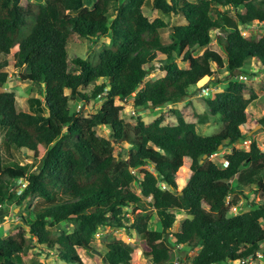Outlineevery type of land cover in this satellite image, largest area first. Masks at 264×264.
<instances>
[{"label":"trees","instance_id":"trees-1","mask_svg":"<svg viewBox=\"0 0 264 264\" xmlns=\"http://www.w3.org/2000/svg\"><path fill=\"white\" fill-rule=\"evenodd\" d=\"M120 2L125 4L113 19L110 12ZM146 3L0 0V207L9 201L23 208L31 201L23 224L7 237L0 232V264H49L38 256L24 262L39 247L68 264H85L79 250H93L101 227L137 234L152 264H170L175 248L198 251L192 264H241L264 254V151L253 142L247 151L234 148L225 155L224 165L212 159L221 146L249 139L241 127L256 97L245 98L238 73L251 61L264 68V36L244 35L242 28L264 24V0H155L161 14L186 20L169 41L162 33L169 24L151 21ZM213 31L223 55L209 48ZM109 35L113 45L96 66L70 59L68 45L76 38ZM198 48L205 50L196 56ZM11 56L17 69H27L20 80L39 88L41 98L29 99V112L7 89L11 79L3 69ZM159 70L163 77L146 81ZM214 78L225 88L206 101L223 123L220 133L200 136L178 110L172 111L175 125L166 113L151 123L141 116L184 102L194 86ZM79 102L102 105L84 116ZM130 107L136 113L131 131L122 118ZM101 127L111 139L99 136ZM114 144L129 151L117 157ZM13 150L30 151L39 166L20 165ZM20 183L25 188L14 194ZM245 188L251 190V209L230 216ZM259 196L261 204L254 202ZM181 212L186 219L176 232ZM154 219L159 229L150 227ZM65 223H73L74 231L60 229ZM106 248L108 264H134L133 245L113 239Z\"/></svg>","mask_w":264,"mask_h":264},{"label":"rangeland","instance_id":"rangeland-1","mask_svg":"<svg viewBox=\"0 0 264 264\" xmlns=\"http://www.w3.org/2000/svg\"><path fill=\"white\" fill-rule=\"evenodd\" d=\"M154 1L155 0H147L145 6V13L148 17L151 18V21H154L157 18H163L165 22L169 24V28L167 30L162 31L164 38L166 41L170 40L171 33L174 31V27L177 25H185L186 20L181 17H177L174 15L166 16L161 14L159 11L155 10L154 8ZM171 1V0H168ZM197 2L198 0H191ZM125 3L120 2L115 5V7L110 12V17L113 19L117 16L118 11L124 6ZM215 17V16H214ZM253 30L258 33V35H264V26L256 25ZM217 31L212 32V36L214 37L212 44L210 45V49L220 52L223 55L220 45L217 42ZM113 45L112 37L106 36L102 37L99 40H89L84 38H76L72 43L68 45V53L70 55V59H75L77 57L83 58L85 60H89L90 63L96 66L99 63V56L104 48L111 47ZM205 48H198L194 54L199 56L203 53ZM4 59H2L3 61ZM9 66L4 68L3 71L7 72L10 75V83L7 86L8 90L14 91L18 94V105L19 109L25 112H29V99L31 98H41L39 95V88L35 85L30 83H24L20 80L19 75L27 71L26 68L24 69H17L15 67V61L11 57L8 59ZM179 61L182 65L181 60ZM214 69H217L214 67ZM244 76L247 77V80L242 81L245 84L244 88V96L247 99H250L252 95H255L256 100L253 101L247 109L249 114L248 123L241 127L243 133L250 135V141L256 142L259 148L264 151V68L263 66L258 63L257 61H251L244 67L243 70ZM226 73H222L219 79H222L223 76L225 77ZM239 75V74H238ZM164 76V73L160 70L156 73L151 74L146 81L150 79H159ZM241 76V75H239ZM218 78L214 79H205L199 85L194 86L192 90H190V95L184 102L172 105L170 107H163V108H153L150 111L144 112L141 114L145 122L151 123L154 119L161 116L163 113H166L167 122L171 125L177 124V117L173 114V110H178L183 117H185L186 121L189 123H193L197 126V132L201 136H213L218 133L223 128V123L221 122L220 117L214 118L211 115V109L207 104V95L203 93V88H210L213 94L223 92L225 85L222 82L223 80L217 81ZM240 80L241 77H240ZM223 83V84H222ZM140 87L139 89H141ZM43 100V99H42ZM78 104V103H75ZM81 106L83 103L79 102ZM102 102L95 103L92 102L90 106L82 107L84 116H88L97 112L98 109L101 108ZM80 106V107H81ZM79 107V108H80ZM122 118L125 119L129 126V131L133 130L136 125V113L132 107L127 109L124 113H122ZM205 118L208 122L207 123H200V120ZM98 134L100 137H104L107 139H111V132L105 127H101L98 129ZM245 144V143H244ZM238 149H243V145L237 143L235 145ZM115 155L119 157L120 153L123 149H127L124 145L114 144ZM245 149H248L245 145ZM129 149L125 151L127 153ZM232 150H222L220 153L214 155L212 159H218L222 165H224V156L229 154ZM13 154L15 156V160L20 163V165H32L35 163L34 154L30 151H15L13 150ZM39 166V163H35V167ZM25 183H20L17 187L13 190L14 194H21L23 189L25 188ZM183 188V185L180 186V189ZM134 192L138 195H141V188L139 184L134 186ZM251 190L250 188L243 189V195L241 196L242 201L240 204L233 208L230 212V216H235L237 214H241L244 212H248L251 209L250 203L248 198L250 197ZM255 203H263L262 198L259 196L254 200ZM31 201L26 203L30 205ZM23 208H15L13 207L10 202H6L4 206L0 207V231L3 237H7L11 230L19 224H23V220L21 218L22 212H24ZM152 215V213H151ZM155 213L153 217L155 218ZM179 219L175 225L174 230L176 232L180 231L183 222L185 221L186 217L183 216V213L178 214ZM150 227L152 229H159L160 225L154 219L150 223ZM60 229L66 232H73L74 231V224L73 223H65L62 224ZM60 229H56L57 232H60ZM122 240L128 244H131L135 247V252L133 253V263L134 264H152V262L145 257L144 254V247L141 244V240L139 236L136 234L134 238H131L130 235L125 230H114L110 227H101L99 229V233L96 236L94 243L92 244V251H85L80 249L79 253L84 261L85 264H108L106 260V254L108 252L106 248V244L109 243L111 240ZM29 256L24 258V262L27 263L29 259L33 256H38L42 261L47 262L49 264H68L61 259H59L56 252L48 251L44 247H39L38 249H34L30 252ZM173 259L170 264H181V258L189 259L185 261V264H192V259L198 253V251H190L187 248H175L172 249ZM252 264H264V258L260 259L258 263Z\"/></svg>","mask_w":264,"mask_h":264},{"label":"clouds","instance_id":"clouds-1","mask_svg":"<svg viewBox=\"0 0 264 264\" xmlns=\"http://www.w3.org/2000/svg\"><path fill=\"white\" fill-rule=\"evenodd\" d=\"M256 25H262V26H264V24H259V23H252V24H250V25H248V26H245V27H243L242 29H243V34H244V31H245V29H250L251 27L252 28H254ZM249 33H256L254 30H251ZM248 33V34H249ZM247 34V35H248ZM257 35H258V33H257ZM261 36V35H260ZM264 36V35H263ZM239 75H241V74H239ZM241 76H244V74H242ZM240 76V77H241ZM240 77H239V81H244V80H240ZM245 78H246V80H247V77L246 76H244ZM205 88H203L202 90H204ZM206 89H210V88H206ZM211 90V89H210ZM215 97V94H213L212 93V91H210L209 92V95H207V99H209V98H214ZM18 99V98H17ZM81 106V104H79V107ZM83 106H84V104H83ZM82 106V107H83ZM88 107V106H87ZM246 134V133H245ZM249 135V134H248ZM201 136V135H200ZM247 141H249L250 142V145H249V147H248V149H245V142H247ZM240 144H242L243 145V150H249L250 149V146L252 145V142L250 141V135H249V139L248 140H246V141H244L243 143H240ZM236 145V144H235ZM235 145L233 146V147H230L229 149H225V150H233L234 148H236L235 147ZM238 149V148H237ZM242 149V148H241ZM223 150V149H222ZM232 152V151H231ZM230 153V152H229ZM217 154V153H216ZM215 154V155H216ZM214 156V155H213ZM212 156V157H213ZM224 163H225V160H224ZM149 200H151V198H149ZM177 223V222H176ZM1 228V227H0ZM1 232V231H0ZM258 253H262V258H264V254H263V251H260V252H258ZM257 253V254H258ZM262 258H255V259H249V260H244V261H247V263L246 264H252V263H258L259 262V260L260 259H262ZM243 262V261H242ZM242 262H241V264H242Z\"/></svg>","mask_w":264,"mask_h":264},{"label":"built area","instance_id":"built-area-1","mask_svg":"<svg viewBox=\"0 0 264 264\" xmlns=\"http://www.w3.org/2000/svg\"><path fill=\"white\" fill-rule=\"evenodd\" d=\"M251 30H253V28L251 27L250 29H245V31H244V35H247ZM241 79L242 80H246V78L244 77V76H241ZM211 90L210 89H204L203 90V93L205 94V95H209V92H210ZM80 110L82 109V106L79 108ZM245 145H246V147L248 148L249 147V145H250V142L249 141H247V142H245ZM262 253H258L257 254V257L258 258H262ZM247 263V261H243L242 262V264H246Z\"/></svg>","mask_w":264,"mask_h":264},{"label":"water","instance_id":"water-1","mask_svg":"<svg viewBox=\"0 0 264 264\" xmlns=\"http://www.w3.org/2000/svg\"><path fill=\"white\" fill-rule=\"evenodd\" d=\"M238 74H240V72ZM222 149H223V146L220 147V150H222Z\"/></svg>","mask_w":264,"mask_h":264}]
</instances>
